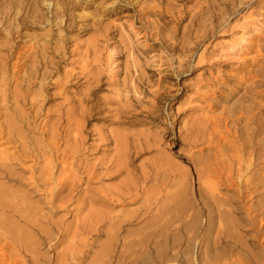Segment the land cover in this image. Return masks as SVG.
<instances>
[{
	"label": "rangeland",
	"instance_id": "obj_1",
	"mask_svg": "<svg viewBox=\"0 0 264 264\" xmlns=\"http://www.w3.org/2000/svg\"><path fill=\"white\" fill-rule=\"evenodd\" d=\"M19 1L6 0L1 8H12ZM230 2L224 6L222 0H28L27 24L20 31L22 43L12 57L7 59L2 47L5 39L0 38V66L4 65L7 78L13 77L10 90L22 81L36 54L43 56L48 66L44 79L43 69L39 71L40 81L32 89L39 95H35L34 113L27 119L39 155L36 175L42 167H51L52 172L45 185L55 193L51 206L40 205L51 218V239L57 241L54 249L41 251L48 263L58 264L61 259L67 263L71 253L84 250L82 264H93L107 243L108 225L101 228L104 234L92 244L90 235L80 232L81 221L88 220L94 211L113 216L135 210L145 194L137 203L113 207L104 202L101 193L129 180L136 182L143 174L153 177L155 168L177 170L194 192L199 169L204 181L218 183V196H233L219 180L229 174L228 166L232 172L238 167V156L245 167L252 162L250 152L242 146V140L249 136L241 132L250 113L243 116L237 101L241 95L249 96L244 89L251 86L254 70L264 63V0ZM207 4L224 13L216 21L228 20L224 32L218 29L204 34L213 9ZM200 12L203 17L197 16ZM251 26L255 29L250 30ZM245 32L248 36L240 44L242 48L224 56ZM197 34L205 38L195 49ZM30 43L35 47L31 53ZM257 101L264 105V98ZM28 108L26 105V115ZM119 137L125 144L124 152ZM11 145L2 142L0 155L10 157L15 151ZM259 155L258 173L264 184L263 150ZM114 164L121 167L120 172L112 179L103 175ZM29 165H33L31 160L15 170L17 183L0 181L4 191L15 196L28 193ZM248 171L242 170L243 179L249 177ZM92 172L96 177L87 180ZM260 201L264 205V193ZM204 225L202 216L200 226ZM120 237L129 241L140 236L129 231ZM263 239L264 234H260L258 243ZM193 246L192 260L207 264L208 257L199 253L197 242ZM212 252L209 256L215 254ZM224 262L230 260L225 258L219 264Z\"/></svg>",
	"mask_w": 264,
	"mask_h": 264
},
{
	"label": "bare ground",
	"instance_id": "obj_2",
	"mask_svg": "<svg viewBox=\"0 0 264 264\" xmlns=\"http://www.w3.org/2000/svg\"><path fill=\"white\" fill-rule=\"evenodd\" d=\"M5 1L0 0V38L5 39L2 47L7 52L8 59L12 57L18 44L22 43L20 31L27 24L26 16L29 11L25 10V6H27L25 3L28 4V0H20L8 9L1 8V4ZM222 1L225 2L224 6L232 4L230 0ZM207 7L213 9L210 16L211 22L205 30L207 33L204 34L215 33L218 29L224 32L223 29L227 26L228 20L224 18L223 22H216L224 16V13H221L222 10L219 11L211 4H207ZM203 14L200 12L197 16L203 17ZM193 19L191 23L195 26L196 21ZM7 21H9L8 26L3 28ZM198 24H196L197 28ZM253 29L255 27L251 26L250 30ZM204 34L201 35L202 39L198 37V34L195 37V39L199 38L198 43L194 42V44L196 43L195 49L199 43L202 44L205 38ZM247 36L248 34L245 32L240 38L238 37V44L230 45L224 56L236 54L242 48L240 44L246 42ZM34 49V44L30 43V53ZM35 59H32L31 68L24 73L22 81L16 84L12 90H10V86L13 77L7 78L4 65L0 66V82L2 83L0 86V118H3L0 122V141L12 144L11 146H14L12 148L15 149L10 157L6 154L0 155V181L17 183L15 170L21 169L20 167L30 160L33 162V165L27 166L31 171L28 178L27 194L10 195L4 191L3 183L0 182V264H50L43 258L41 251L54 249L57 244V241L51 239L50 236L51 218L42 212L40 206L42 204L51 206V196L55 194L51 187L50 189H48L49 187L45 188V185L51 181V167L46 169L42 167L36 175L37 168L34 166L38 164L39 155H37L38 152L33 141L34 137L30 136L33 127L27 120L34 113L36 101L34 97L38 93L35 94L32 89L40 81H38L39 73H41L39 71L43 69L41 77L44 79L45 70L48 67L43 56L36 54ZM39 86L42 87L40 84ZM262 87H264V63L254 70L251 86L244 89V94L249 93V96L241 95L237 101V104H240L239 108L243 111V116L250 113L248 123H245L246 125L241 128V132L243 131L249 136V139L242 140V146L250 152L252 162L249 165L245 164V167L244 164L242 165L244 160L238 156L236 159L238 167L236 166L237 168L232 172L231 167L228 166L226 169L229 174L219 180V183L226 185L224 190L230 191L233 196H218L216 193L218 183L212 184L207 180L204 181L206 178H204L203 172L198 169L196 171L198 197L196 198V192L189 188L188 179L169 167L168 169L154 167L155 169L152 168L154 173L150 171L153 177L143 174L136 179V182L129 180L117 188H109L108 191L101 194L104 197V202L107 205H114L113 207L137 203L143 194L145 197L132 212L122 213L120 211L113 216L110 213L101 216L98 211H94L88 220L81 221L83 226L80 228V232L90 235L92 244L95 239L104 234L101 228L108 225L105 231L107 243L93 264H164L165 262L178 261L185 264H205L201 263V259L200 261L197 258L192 260L191 251L194 242H197L199 253L208 257L207 264H219L225 258H228L230 262L223 264H264V239L259 243L257 240L260 234H264V205L260 201V196L264 193V190L261 191L264 184L260 183V173H258L261 169L259 167V152L262 150L264 152L262 143L264 139H259L264 135V105L257 101L258 98H264V89L257 90ZM26 105H29L27 115L24 113ZM17 122L22 123L19 125ZM119 141L122 148L119 147L123 151L125 144L122 143L120 137ZM122 157L119 161H123ZM50 163L49 161L47 165ZM119 163L118 165H120ZM193 166H196V162H193ZM120 168L115 165L102 174L112 179L120 172ZM242 170L243 172L249 170L247 179L242 178ZM231 172L235 175L234 178ZM94 176L96 177V174L92 172L90 176L88 174L86 177L87 180H91ZM150 182L152 184L145 188ZM55 185L58 186L57 183ZM48 195L50 198L46 199ZM31 198L37 200L31 201ZM202 216H205L203 228L200 226ZM258 217L261 218L257 220ZM258 222L260 223L259 227L257 226ZM128 227L135 228L128 230ZM129 231L140 237L129 241L120 237L122 233ZM204 242L206 244L202 251ZM83 243L85 244L84 240ZM244 243L254 246V249L246 248ZM82 247L86 248L85 245ZM212 251H215V254L209 256L210 252L213 253ZM85 259L86 251L83 250L79 254L71 253L67 263L61 259L58 264H82Z\"/></svg>",
	"mask_w": 264,
	"mask_h": 264
}]
</instances>
